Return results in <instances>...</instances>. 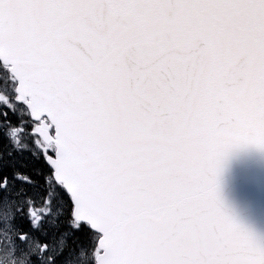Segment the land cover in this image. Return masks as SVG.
<instances>
[{"label": "snow or ice", "instance_id": "6c2138e0", "mask_svg": "<svg viewBox=\"0 0 264 264\" xmlns=\"http://www.w3.org/2000/svg\"><path fill=\"white\" fill-rule=\"evenodd\" d=\"M246 145L264 0H0V257L264 264L219 194Z\"/></svg>", "mask_w": 264, "mask_h": 264}, {"label": "water", "instance_id": "95a60500", "mask_svg": "<svg viewBox=\"0 0 264 264\" xmlns=\"http://www.w3.org/2000/svg\"><path fill=\"white\" fill-rule=\"evenodd\" d=\"M218 183L229 214L264 239V148L246 145L233 149Z\"/></svg>", "mask_w": 264, "mask_h": 264}, {"label": "rangeland", "instance_id": "374dc122", "mask_svg": "<svg viewBox=\"0 0 264 264\" xmlns=\"http://www.w3.org/2000/svg\"><path fill=\"white\" fill-rule=\"evenodd\" d=\"M13 252L14 249L10 247L3 255V264H28L27 260L23 257L14 260ZM73 264H81L79 258H75Z\"/></svg>", "mask_w": 264, "mask_h": 264}]
</instances>
